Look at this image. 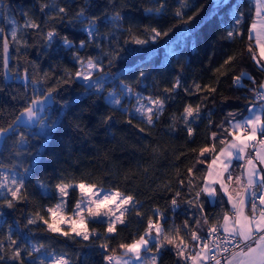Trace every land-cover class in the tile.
I'll return each instance as SVG.
<instances>
[{
	"label": "snow or ice",
	"instance_id": "snow-or-ice-1",
	"mask_svg": "<svg viewBox=\"0 0 264 264\" xmlns=\"http://www.w3.org/2000/svg\"><path fill=\"white\" fill-rule=\"evenodd\" d=\"M243 3L244 0L231 6L224 4V0L217 3V8L230 7L231 11L230 22L225 26L222 38L229 41L243 40L246 16H252V22L247 27L248 42L244 47L256 71L264 73V0H247V13L242 7ZM177 4L178 7L172 11L176 23L167 28L132 24L124 28L125 17L119 10V0H108V6L99 9V14L93 11L91 0H35L30 9L21 7L20 14L24 17L22 25L15 19H9L12 10L10 0H0V14L11 24L7 33L0 27V76L4 80L23 79L26 82L25 89L30 81L32 88L31 94L25 91L23 96L8 95L9 101L23 102L24 106L18 110L7 112L4 105L0 104V155L8 151L15 158L7 166L0 162V217L4 215L2 210L5 208L14 210L20 202H31L32 194L27 184L33 166L39 168L43 163V153L32 146L28 129L38 123L46 138L58 122L62 123L60 114L67 111L72 116L68 127L83 132L80 117L95 106L96 100L89 99L85 108L76 103L75 107L80 108V112L76 113L73 111L74 102L60 95L65 86L79 83L82 89L80 96L103 98L112 110L103 117V124H109L114 119L113 113L118 110L126 116L129 125L138 119L140 123L133 126L142 133L156 127L164 115L166 101L173 100L174 94L184 83L181 74L185 65L180 63L183 52L178 51L179 42L169 44L165 54L169 65L175 59L180 68V72L172 77L170 87L165 86L161 90L158 79L153 76V92L145 95L143 91L137 90L153 72H160L159 67L147 71L137 69L135 85L120 80L112 68L127 51L124 45H155L174 30L188 25L204 8V5L196 7L191 0H177ZM148 5L142 11L161 17L169 7L168 0H148ZM125 6L131 7L128 4ZM193 8L195 11L192 15H187V11ZM36 11L42 19L36 17ZM101 25L107 26L108 31L101 32ZM25 30H31L33 37L44 48H59L67 53L75 68L65 66L60 75L45 70L34 78L29 74L28 65L39 73V65L35 61L26 60L22 72L19 65L10 67L14 59L10 45H14L17 54L22 48L35 46L29 45L24 38ZM76 30L81 31L85 38L77 40ZM117 33L122 35V41ZM89 49L99 52V55L91 54ZM155 51L154 47L148 56L151 57ZM236 60V55H230L223 64L213 69L214 82L193 80L189 86L183 87L188 95L201 94L200 102L195 106L186 103L179 115L170 114L171 123L168 127L175 130L179 121L189 140L194 137L198 122L204 119H207L209 128L215 127L217 130L210 132L207 137L211 141L210 145L206 144L198 151L191 149L196 153L195 163L186 168L184 178H181L179 170L176 171L175 189L172 181L157 184L153 189V194L156 191L171 193L166 210L154 205L145 220V213L141 211L143 202L133 192L121 190L118 184L105 187L103 179L89 182L84 178L68 179L58 174L54 182L50 178L35 181L39 198L54 200L55 203L37 205V210L27 214L23 228L35 227L55 238L77 243L80 248L89 251L99 249L103 264H162L165 252L174 255L175 264H264V80L257 83L255 77L242 68L238 75L232 77V85L244 87L242 82L245 79L254 85L247 89L252 95L244 98L247 103L243 110L229 111L216 123L212 119L211 109L207 107L210 99L215 103L214 95L220 80L233 71ZM148 62L151 63V59ZM109 84L112 87H108ZM7 88V84H0V95H4ZM125 99L134 103L126 104ZM221 99L227 101L228 97ZM53 104L58 105L54 115L51 114ZM35 138L41 139L39 136ZM62 147L66 149L67 145ZM158 151V147L153 148L154 153ZM234 160L243 161L240 164L242 171L235 177L232 168ZM196 164L206 165L199 175L193 171ZM147 172V168L143 169L145 176ZM135 177V173L126 174L124 179L128 181ZM233 184L236 187H232ZM184 188H187V193L182 191ZM70 191L77 192V196L69 210ZM225 197L231 205L232 215L222 212V223L219 222L220 214L215 222H210L205 202L222 204ZM181 205L187 218L179 225L174 219L169 223L171 217L167 213L174 216ZM248 205L251 215L245 212ZM133 210L137 223L144 222L145 227L133 233L130 242L120 239L113 246L111 241L119 236V228L129 227L128 216ZM189 220H193L194 224H190ZM90 222L103 225V231L90 228ZM204 226H207L206 231ZM21 231L16 222V233L9 226L8 232L0 235V264H85L83 257L88 255L87 252L77 251L70 255L66 251H49V246L45 244H22L17 235ZM202 232L204 235H201Z\"/></svg>",
	"mask_w": 264,
	"mask_h": 264
},
{
	"label": "trees",
	"instance_id": "trees-1",
	"mask_svg": "<svg viewBox=\"0 0 264 264\" xmlns=\"http://www.w3.org/2000/svg\"><path fill=\"white\" fill-rule=\"evenodd\" d=\"M93 4V11L99 14V9L108 6V0H91ZM196 7L204 5L200 14L195 17L188 25L183 28L174 30L168 37L163 38L161 42L155 45L149 44L145 46H137L134 44L124 45L127 51L122 55L120 60H117L112 68L114 73L119 75V79L127 83L135 85V76L138 75L139 70L147 71L153 67H159L160 72H153L152 75L140 84L138 91H143L145 95L153 92L152 77H156L159 81V88L162 90L165 86H171L172 77L180 72L179 64L173 59L171 64L165 59L167 44L180 37L185 38V44L181 51L183 55L180 56V63L185 65L184 71L181 74L183 86L174 94V99L166 101L164 115L161 116L155 128L140 132L138 128L133 125L140 123L138 119L133 120V125L126 123V116L120 111L113 113L114 119L109 124L101 123L103 117L112 111L103 98L96 99L84 98L80 96L82 92L79 83L74 85L65 86L60 92V95L66 100L74 102L73 111L80 112V108L75 107L76 103L80 104L81 108L87 107L89 99H95V106L85 112L80 117L81 128L83 132H76L68 127L69 122L72 120L71 113L65 111L60 114V121L51 133L45 136H40L37 140L32 136V146L35 149H40L43 153V163L39 168L33 166L32 173H30V180L27 184L28 191L31 195V202H20L13 209H3L4 215L0 217V235L6 234L9 226L14 233H16V222L19 223L22 231L17 233L20 236V243H31L34 245L45 244L48 245V250L55 249L57 252L66 251L70 255L79 251L87 252L88 255L83 257L85 264H103L102 255L99 249L89 251L86 248H80L79 244L72 241L64 240L63 238H55L51 234L35 227L23 228L26 223L27 214L30 211L37 210V205L45 203H55L54 200H41L36 194L35 181L37 179H51L53 182L62 174L68 179L75 178L77 180L84 178L89 182H99L103 179L105 187L119 185L121 190L131 191L143 202L141 211L145 213V220L150 213L152 207L158 206L161 210H166L168 200L171 193L164 191H156L153 194V189L157 184H162L165 181H172L173 188H176L175 178L176 171L179 170L181 178L186 175V168L195 163L196 153L191 149H198L206 144L210 145L211 141L207 138L209 133L216 131L215 127L209 128L208 121L204 119L199 123L196 128L194 137L189 140L187 133L183 130V126L177 121V127L172 130L168 126L171 121L170 114L175 113L179 115L182 111L184 104L191 103L194 106L200 102L201 94L188 95L184 92L183 87H187L193 80H198L201 83L214 82L215 76L213 69L223 64L224 60L230 55H236L235 67L228 76L222 77L214 95L215 103L212 99L207 102V107L211 109L213 116L212 119L219 123L224 117L225 113L234 110H243L247 101L245 97H251L252 93L247 89L254 87L250 80H243L244 87H234L232 85V77L238 75L240 70L246 69L252 76L255 77L257 83L264 80V73L256 71L254 64L245 51V44L248 42L247 27L252 22V16H246L244 25V39H236L229 41L223 39L225 34V26L230 22L231 16L230 7L217 8L219 0H191ZM241 0H224V4L231 6L233 3H240ZM12 10L9 19H15L18 24L22 25L24 17L20 14V9L23 7L25 10L32 8L35 0H10ZM126 4L131 7L125 6ZM168 10L164 16H153L149 13L142 11L144 7L149 6L148 0H119V10L125 17L124 28L128 24L143 26V25H158L167 28L171 24L176 23L173 18L172 11L178 7L177 0H168ZM247 13L248 3L244 0L242 5ZM108 10L112 9L109 6ZM192 11H187V15H192ZM254 14V5L252 7ZM32 14L31 12L29 13ZM37 18L42 19L38 11L35 12ZM0 27L5 29L7 33L11 24L5 17L0 14ZM108 31V27L101 25V32ZM19 34V33H18ZM122 41L123 37L120 33L116 34ZM10 38V37H9ZM24 38L27 39L29 45L27 49H21L19 54L16 53L14 45H10V52L14 59L10 62V67L16 65L20 66L22 72L26 60L35 61L39 65L40 72L33 70L31 65L29 67V74L32 77H38L43 71L55 72L60 75L63 67L75 68L74 63L71 61L70 56L61 51L59 48L47 49L35 39L31 30H25ZM75 38L77 40L84 39V34L76 30ZM155 47V53L148 56L152 49ZM107 48V44H105ZM93 55H99L92 49L88 50ZM26 53V54H25ZM19 57V58H16ZM151 59V63L148 60ZM107 63V61H105ZM60 65V67H52L53 65ZM146 65V67H141ZM225 69H221L224 71ZM161 73H163L161 75ZM25 81L20 79L4 80L0 76V84H7L8 88L4 95H0V104H3L7 112H12L13 109L23 107V102L9 101L8 95L23 96L27 91L29 94L32 92L31 83L28 82V88L25 89ZM110 86V85H109ZM222 97H228L227 101H222ZM239 97L240 99H237ZM58 105H51L52 113L55 114V109ZM10 118V117H9ZM143 126V125H141ZM196 127V125H193ZM23 130V129H22ZM9 145L11 139H9ZM43 145V147H42ZM62 145H67L65 149ZM158 147L159 151L154 153L153 148ZM185 153V155H181ZM180 159L177 160L176 157ZM15 158L9 155L8 151H4L0 155V162L6 166L11 164ZM147 168L148 172L145 176L143 169ZM206 169V165L196 164L193 169L198 175ZM136 174L132 180L125 181V175ZM150 185V187H149ZM187 193V188L182 189ZM77 192L70 191L69 194V210L71 204L75 202ZM184 206L173 216L172 213H167L171 219L175 220L176 224H182L187 216L183 212ZM205 210L209 216L210 222H215L216 217L219 215V222L222 219V212L228 210L226 201L224 203H207L205 202ZM133 213L128 216L129 227H120L119 236L111 241L115 246L118 240L124 239L130 242L133 233L142 231L145 227L144 222L137 223ZM43 214V213H42ZM190 224H194L193 220H189ZM90 228H97L103 231L101 224H89ZM16 238V236H14ZM95 243H99L96 241ZM119 251V250H117ZM162 264H175V257L171 252H165L163 255Z\"/></svg>",
	"mask_w": 264,
	"mask_h": 264
},
{
	"label": "rangeland",
	"instance_id": "rangeland-1",
	"mask_svg": "<svg viewBox=\"0 0 264 264\" xmlns=\"http://www.w3.org/2000/svg\"><path fill=\"white\" fill-rule=\"evenodd\" d=\"M178 41L177 42H179V45H180V47H179V49H178V51H181V49H182V47L184 46V44H185V38H182V37H180L179 39H177ZM169 44H172V45H175L176 43H175V40H173L171 43H169ZM169 44H167V48H168V45ZM17 79H20V80H23V79H21V78H17ZM24 81V80H23ZM110 85V86H109ZM108 85V87H112V85L111 84H109ZM126 104L127 103H134V101H129L128 99H125V101H124ZM28 132L31 134V135H33V137L36 135V136H45V133H44V131L40 128V126H39V124L37 123V124H34L31 128H29L28 129Z\"/></svg>",
	"mask_w": 264,
	"mask_h": 264
},
{
	"label": "crops",
	"instance_id": "crops-1",
	"mask_svg": "<svg viewBox=\"0 0 264 264\" xmlns=\"http://www.w3.org/2000/svg\"><path fill=\"white\" fill-rule=\"evenodd\" d=\"M254 12H255V7H254ZM243 163V161H233V165H232V168L234 169L233 171V176L235 177L236 175H239L242 171L241 167H240V164ZM243 179V178H242ZM232 187H236L234 184L232 185ZM231 190V189H230ZM224 200L226 201L227 198L225 197ZM216 203V202H215ZM227 203V202H226ZM228 210H226L225 212H227L229 214V216L232 215V211H231V205L228 204ZM245 212L249 215H251V211H250V205H248L247 207H245ZM223 222V217L222 219L220 220V223ZM205 230L207 228V226H204Z\"/></svg>",
	"mask_w": 264,
	"mask_h": 264
},
{
	"label": "built area",
	"instance_id": "built-area-1",
	"mask_svg": "<svg viewBox=\"0 0 264 264\" xmlns=\"http://www.w3.org/2000/svg\"><path fill=\"white\" fill-rule=\"evenodd\" d=\"M206 231V230H205ZM201 235H204V233L202 232Z\"/></svg>",
	"mask_w": 264,
	"mask_h": 264
}]
</instances>
